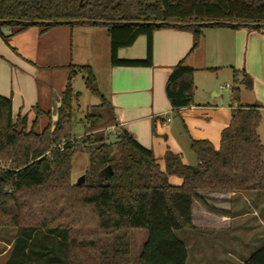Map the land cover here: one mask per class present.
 I'll use <instances>...</instances> for the list:
<instances>
[{
  "label": "trees",
  "instance_id": "1",
  "mask_svg": "<svg viewBox=\"0 0 264 264\" xmlns=\"http://www.w3.org/2000/svg\"><path fill=\"white\" fill-rule=\"evenodd\" d=\"M132 10L116 0H0V27L20 32L39 26L45 32L61 24H103L112 65L151 66L156 29L190 30L193 50L205 27L264 26V0H135ZM140 35L147 38L146 57L118 58V49L132 45ZM67 68L56 121L52 125L47 114L48 123L40 132L35 122L27 129L26 118H12L10 98L0 95V226L16 228L2 264H186V244L176 231L194 229L193 200L221 212L206 204L199 191H264L257 105L232 110L219 149L208 141L192 140L196 164H185L179 154L167 151L161 168L151 150L116 126L92 69L72 64ZM194 71L180 61L169 73L165 93L173 109L193 103ZM78 73L83 74L86 89L100 99L86 109L84 131L111 124L117 128L112 140L102 134L83 137L90 170L88 181L80 185L71 181L76 151L71 116L78 96L72 81ZM234 84L231 101L238 103L240 85L249 88L251 79L241 72V80L235 78ZM43 113L37 109L38 115ZM94 143L97 146L92 147ZM107 165L112 174L98 177ZM169 176L182 178V183L170 184ZM135 229H144L147 236L132 261L130 232ZM243 264H264V244Z\"/></svg>",
  "mask_w": 264,
  "mask_h": 264
},
{
  "label": "crops",
  "instance_id": "2",
  "mask_svg": "<svg viewBox=\"0 0 264 264\" xmlns=\"http://www.w3.org/2000/svg\"><path fill=\"white\" fill-rule=\"evenodd\" d=\"M192 45L190 30L163 27L152 33L151 66H114L110 62L107 26L103 24H61L45 32L39 26L20 32L11 28L8 36L0 32V95L10 98L12 118H26L28 129L35 122L40 132L48 123L47 114L52 125L56 121L67 66H89L100 94L112 107L117 127L126 129L151 150L161 168L167 151L179 154L185 164L194 165L191 141L205 140L219 149L221 132L230 124L237 105H257L260 114L264 113V26L205 27L198 46L192 50ZM146 49L147 38L140 35L132 45L119 48L117 56L142 60ZM180 61L195 69L194 99L189 106L173 109L165 86L169 73ZM241 72L250 77L251 86L241 84L239 101L232 103L231 90H225L228 86L232 89L235 78L241 80ZM72 88L75 89L73 81ZM79 93H74L78 94L73 101L77 108ZM37 109L44 113L38 115ZM168 181L180 185L182 178L169 176ZM199 193L206 204L221 210H210L201 201L193 200L194 229L189 231L197 235L196 250L200 253L206 254L208 241L203 237L227 231L237 219L258 217L256 207L248 206L251 197L256 199L249 195L250 191ZM261 200L264 198L258 201L262 209ZM236 204H240V210L234 211ZM257 221L264 227V220ZM184 243L188 250V241ZM245 260L236 258L239 264Z\"/></svg>",
  "mask_w": 264,
  "mask_h": 264
},
{
  "label": "rangeland",
  "instance_id": "3",
  "mask_svg": "<svg viewBox=\"0 0 264 264\" xmlns=\"http://www.w3.org/2000/svg\"><path fill=\"white\" fill-rule=\"evenodd\" d=\"M116 1H121L123 5L128 8V10H132L135 6V0ZM229 84L231 85V82ZM73 86L75 87L74 93L77 91L80 92V109L73 106L74 109L71 116L72 139H74L76 144V151L71 158V181L76 184V181L81 176L84 177L83 183L88 181V171L90 170V156L81 144L83 137L86 134H102L105 138L112 140L114 133L117 132V128L115 124H111L98 126V128L92 131H84V110L86 106L97 104L99 99L86 89L83 74H78L77 78L73 80ZM230 90L231 89L228 86L225 92L229 93ZM258 131L260 136L259 138L261 142L264 143V113H261V121L258 126ZM62 143H64V141L60 144ZM95 146H97V143L92 145V147ZM249 195H254L256 197V199L251 197V201L248 203V206L250 207L251 205L256 207L257 212H259V218L249 217L246 219H237L227 231L223 233H213L209 236L203 237L202 239L208 241L206 242L207 244L205 247L206 254L200 253L196 250L198 245H196L197 235L195 233H192L189 230L176 231V235L179 239L188 241L189 246L187 250L186 264H239L236 261L237 257L247 259L252 253L257 251L262 244H264V227L259 225L257 221L264 220V212H262L264 211L262 210L264 208L261 209V204L258 202L259 199L264 198L262 197L264 196V191H250ZM239 206L240 204H236L234 211L240 210ZM15 232L16 228L13 226H0V264L6 260L9 254ZM146 236L147 234L144 229H135L130 232L132 261H135Z\"/></svg>",
  "mask_w": 264,
  "mask_h": 264
},
{
  "label": "water",
  "instance_id": "4",
  "mask_svg": "<svg viewBox=\"0 0 264 264\" xmlns=\"http://www.w3.org/2000/svg\"><path fill=\"white\" fill-rule=\"evenodd\" d=\"M0 32L3 36H8L11 33V28L9 26H1ZM112 174V167L111 165H107L99 170L98 177H107ZM84 181V177L81 176L77 181L76 185L82 184Z\"/></svg>",
  "mask_w": 264,
  "mask_h": 264
},
{
  "label": "built area",
  "instance_id": "5",
  "mask_svg": "<svg viewBox=\"0 0 264 264\" xmlns=\"http://www.w3.org/2000/svg\"><path fill=\"white\" fill-rule=\"evenodd\" d=\"M62 144H63V143H62ZM62 144H59L58 146L61 148V145H62Z\"/></svg>",
  "mask_w": 264,
  "mask_h": 264
}]
</instances>
